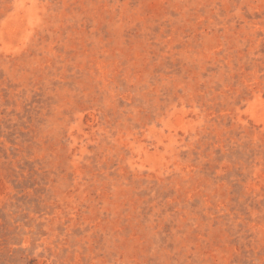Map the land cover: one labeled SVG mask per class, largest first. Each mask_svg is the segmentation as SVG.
<instances>
[{
  "label": "rangeland",
  "instance_id": "obj_1",
  "mask_svg": "<svg viewBox=\"0 0 264 264\" xmlns=\"http://www.w3.org/2000/svg\"><path fill=\"white\" fill-rule=\"evenodd\" d=\"M0 264H264V0H0Z\"/></svg>",
  "mask_w": 264,
  "mask_h": 264
}]
</instances>
